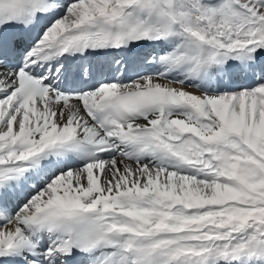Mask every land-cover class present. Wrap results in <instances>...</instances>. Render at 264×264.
<instances>
[{
  "label": "snow or ice",
  "instance_id": "1",
  "mask_svg": "<svg viewBox=\"0 0 264 264\" xmlns=\"http://www.w3.org/2000/svg\"><path fill=\"white\" fill-rule=\"evenodd\" d=\"M0 264H264V0H0Z\"/></svg>",
  "mask_w": 264,
  "mask_h": 264
}]
</instances>
